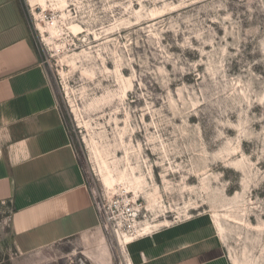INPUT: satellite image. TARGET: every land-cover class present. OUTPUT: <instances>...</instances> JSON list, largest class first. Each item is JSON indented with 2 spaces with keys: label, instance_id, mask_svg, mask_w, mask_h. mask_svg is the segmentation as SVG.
Segmentation results:
<instances>
[{
  "label": "rangeland",
  "instance_id": "obj_1",
  "mask_svg": "<svg viewBox=\"0 0 264 264\" xmlns=\"http://www.w3.org/2000/svg\"><path fill=\"white\" fill-rule=\"evenodd\" d=\"M23 1L98 204L128 197L140 224L170 222L158 230L214 226L215 212L232 211V264H264V0ZM95 147L114 169L115 191ZM128 152L159 208L116 181V161L133 178ZM8 216L0 206V264H90L79 239L18 254ZM101 227L119 264L122 249Z\"/></svg>",
  "mask_w": 264,
  "mask_h": 264
},
{
  "label": "crops",
  "instance_id": "obj_2",
  "mask_svg": "<svg viewBox=\"0 0 264 264\" xmlns=\"http://www.w3.org/2000/svg\"><path fill=\"white\" fill-rule=\"evenodd\" d=\"M0 206L20 255L79 239L90 264H118L23 0H0ZM118 259L232 264L216 226L198 221L139 238Z\"/></svg>",
  "mask_w": 264,
  "mask_h": 264
},
{
  "label": "bare ground",
  "instance_id": "obj_3",
  "mask_svg": "<svg viewBox=\"0 0 264 264\" xmlns=\"http://www.w3.org/2000/svg\"><path fill=\"white\" fill-rule=\"evenodd\" d=\"M57 1L58 5H60L62 8L67 6V1L68 0H55ZM53 1V2H55ZM29 2L32 4V6H36L37 4H43L46 6V0H29ZM54 6H57V4H53ZM52 26L51 24L48 27V32L52 37H55L57 32L55 29V24ZM41 30H44L42 26H40ZM76 30V29H75ZM65 76V75H64ZM95 153L97 155L98 161H99V168H100V175L102 177L103 184L109 188L115 191V180H114V169L111 167L110 163L103 158L101 152L95 147ZM115 162V170L117 172V179L116 181L121 183L122 185L126 186L129 185L131 188L137 192L138 190H142L145 192V194L149 197L150 199V207L152 210H155L159 208L161 204V199H160V194L156 190L155 194H150L147 193L146 186L147 183L145 182V179L143 176H137L135 174V170H137V167H133L130 162V157H129V152L127 153V164L131 168L133 178L130 179L128 176V169H122L120 170ZM114 163V162H113ZM151 176H153V172L151 171ZM126 193L129 192V188L126 189ZM126 197V196H125ZM127 201H129L128 197H126ZM136 208V207H135ZM238 218L235 217L234 214H232V211L227 212L225 214H220L219 212H215L213 215V224L216 226V229L218 231L219 236L221 239L225 242L227 240L228 234L231 233L230 226L232 223L237 221ZM170 224L168 221H160V220H155L154 222H146L144 225L138 223V220H135V237H141L148 235L156 230H158L160 227H166ZM134 236L128 234L127 232H123V234L120 236V240L117 241L119 246L121 247L122 251L123 248H125L126 245L129 243H132L135 239ZM227 242V241H226ZM234 264H242L238 260L234 259L233 260Z\"/></svg>",
  "mask_w": 264,
  "mask_h": 264
},
{
  "label": "built area",
  "instance_id": "obj_4",
  "mask_svg": "<svg viewBox=\"0 0 264 264\" xmlns=\"http://www.w3.org/2000/svg\"><path fill=\"white\" fill-rule=\"evenodd\" d=\"M96 201V199H95ZM96 206L100 212L101 222L104 225L105 230L111 236L115 238L116 241L120 240V236L123 232H127L128 234L135 237V220L139 222V212L138 208L131 207V204L127 199L122 205L119 201L113 202L112 205H109L106 208L104 205L101 206L96 201ZM105 211V216H102V212ZM146 236V235H145ZM135 237L134 241L142 238Z\"/></svg>",
  "mask_w": 264,
  "mask_h": 264
}]
</instances>
